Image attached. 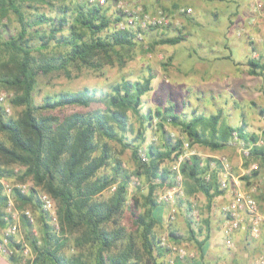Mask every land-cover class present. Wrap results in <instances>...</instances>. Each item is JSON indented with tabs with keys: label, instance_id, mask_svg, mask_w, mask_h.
<instances>
[{
	"label": "trees",
	"instance_id": "1",
	"mask_svg": "<svg viewBox=\"0 0 264 264\" xmlns=\"http://www.w3.org/2000/svg\"><path fill=\"white\" fill-rule=\"evenodd\" d=\"M55 1L0 0V20L10 10L18 22L14 33L6 39L2 38L0 27V46L11 53L0 62V85L12 89L15 92L12 102L23 106L18 116L7 117L0 104V133L5 136L4 140L0 139V225L4 228L11 221L1 179L30 178L32 186L24 192L15 186L11 198L12 209L21 211L28 232L32 221L22 211L30 205L39 212L40 235L27 237L34 254L31 264H158L155 258L168 249L160 243L155 230L159 222L155 208L160 207L155 193L158 187L174 183L177 170L173 165L165 166L164 162L176 163L185 152V142L177 138L160 145L151 142L143 148L146 126L152 124L154 116L159 117L160 129L167 122L178 125L189 140L188 145H204L211 150L227 147L233 130L247 143L256 141L259 134L247 132L244 123L221 125L219 113L209 117L201 113L183 119L174 111L172 103L140 113L142 96L152 88L151 72L137 79L123 77L106 92L84 87L47 95L36 104L32 97L36 74L57 70L70 76L71 67L99 70L104 63L120 56V51L141 42L132 31L118 29L117 22L122 19L119 10L113 8L108 12L107 5L83 0L73 7L58 6L54 15L39 10L40 5L52 6ZM33 2H37L36 12L23 9L24 6L34 9ZM182 38L178 33L160 37L157 43L175 44ZM53 45L62 48L50 51ZM250 63L252 74L263 73V63ZM96 101L103 105L84 111H65L77 106L87 108ZM130 112L140 123L136 130ZM128 133H135L132 141H128ZM261 134L264 135V128ZM110 141L130 147L137 164L133 171L123 165ZM141 151L146 160H142ZM263 153L262 145H253L245 164ZM210 160L211 157L192 153L180 161L178 172L186 196L201 192L210 201L222 192L217 167L210 170L208 180L205 178ZM17 166L20 168L15 169ZM133 174L146 179L147 189L141 199L132 195L128 203V186ZM108 189H112L110 194L104 195ZM39 191L51 196L60 222L77 230L69 247L71 252L65 251L68 239L61 238L63 225L58 235L50 224L49 213L41 210ZM125 212L129 213L134 228L124 224ZM186 221L192 233V219L189 217ZM168 234L170 238L175 237L171 229ZM7 238L9 261L23 264L21 243L14 241L12 235Z\"/></svg>",
	"mask_w": 264,
	"mask_h": 264
},
{
	"label": "rangeland",
	"instance_id": "2",
	"mask_svg": "<svg viewBox=\"0 0 264 264\" xmlns=\"http://www.w3.org/2000/svg\"><path fill=\"white\" fill-rule=\"evenodd\" d=\"M78 1L81 2L82 0H57L53 2L52 6L40 5L41 8L39 10L54 15L58 11V6L60 7V5L65 4L73 7ZM162 1L164 2V0H159L160 3ZM191 2H194V0H191ZM221 3L229 8L226 9L220 6L219 9L213 7L211 1H205V7L201 6V4H195L204 9L202 8L201 12L195 13L194 17H191L189 21L185 20L180 28L177 27L179 25L178 22H180L179 19L183 17V14L191 12L185 8L183 11L180 10V12L172 15L162 9L163 7L160 5L158 9L164 10L170 17L171 22L167 28H164L161 32L158 30L150 32L143 41L134 43L127 51H120V56L113 58L108 63H104L103 67L99 70L88 68L77 70L71 67L70 76H66L63 72L57 70L36 74L32 90L33 101L39 104L47 95H55L62 91H75L84 87L95 88L98 90V93L106 92L110 90L112 83L119 81L123 77L137 79L151 72L154 75L151 83L152 88L142 96L140 113L145 114L149 110L154 111L157 107H164L171 103L174 105V111L186 120L196 114L202 113L209 117L211 114L219 113V123L221 125L244 123L247 132L259 134L262 140L261 145L264 147V135L261 134V130L264 128V72L252 74L250 70L253 65L250 62H241L243 58L250 57L253 51L246 43L247 35L239 29L242 20L235 14L233 16L229 15L231 4L228 0H222ZM254 3L255 0H250L248 3L249 9L255 7ZM32 5L34 9L25 6L23 9L25 8L26 11L34 13L37 11V2H33ZM106 5L108 12H111V9H113L112 3L108 2ZM143 7L145 8L144 5ZM214 8L219 10L216 15L211 14V10ZM228 19L234 21L233 27L236 29L235 31H239V34L234 40L229 39L228 43H230V46L225 47L223 43L226 37L225 27ZM17 25L18 22L15 14L9 10L8 14L0 20L2 38L6 39L9 35L13 34ZM208 30L211 31L209 32ZM178 33L183 37L178 43H157L160 37H170ZM53 46L50 51L62 48L57 45ZM229 51L232 58L240 62L232 65V61L229 59L220 57L213 59V56H216V54H228ZM10 54L8 49L3 45L0 46V62L8 59ZM199 58H202V60L205 58V60L200 61ZM209 68H212L214 71L210 72L211 69L209 70ZM256 70L260 71L259 68ZM14 94L15 92L12 89H7L0 85V95H4V100L0 101V104L7 117H16L23 109L22 105H15L12 102ZM100 105L103 104L100 101H96L91 103L87 108L77 106L66 108L65 111H84ZM130 114V120L134 130H136L139 128L140 123L135 114L131 112ZM158 122L159 117L154 116L151 121L152 124L146 126L143 148L151 142L160 145L163 142L171 143L177 138L182 139L183 142L189 141L178 125L167 122L164 124V128L160 129ZM134 135L135 133H128V141H132ZM0 139H5L2 133H0ZM110 143L114 151L119 153V156L123 160V165L128 170L133 171L137 167V164L131 156L130 147H122L116 141H110ZM227 147L228 152L226 153L224 152V148V150H211L207 146L194 144L192 146L188 145L184 151H193L203 158L225 155L229 161L233 162V165L231 163L232 172L237 176L242 187L245 190L255 188L251 190V193L259 203V207L264 210V153L258 157L251 158L245 164L244 156L233 147L229 145ZM208 154H212V156ZM174 164L175 162L169 160L164 162L165 166L172 167L171 165ZM254 164L256 165L255 169L252 168ZM18 168L20 167H15V169ZM254 170L256 171L255 174H253ZM1 181L3 184L6 183L13 188L17 184H25V191L32 186L30 178H26L24 181H18L16 178H2ZM171 186L162 185L156 189L157 201L158 195L165 192ZM146 189V179L143 176L133 174L128 186V203L131 202L130 196L132 195H136L141 199V195L146 192ZM111 190H106L104 195L110 194ZM228 198L229 196L216 197L212 201L213 206L211 202H207L206 204V201H208L207 197L200 192L189 197L183 192V195H177L172 205L175 209V217L172 220L168 219L171 207L166 203L160 202V207L162 206L163 208H155V213L163 221L161 222L162 224L158 222L155 230L160 238L162 236L168 237L170 229L174 233L179 234V231H183V229L178 228L175 221L180 219L179 221L186 227L185 220L190 217L192 219V235L193 233L199 236L211 235L212 232L214 233L218 230V225H215L216 220L221 215V207L226 203ZM192 203L194 207L189 211L188 206L190 207ZM15 209L19 213L15 214L13 218L11 216V221H9L6 227L3 228L0 225V234L10 224H16L17 230L11 234L12 238L14 241L21 243L23 249L24 247L29 249L30 252L26 253L22 249V263L31 264L34 254L31 252L27 237L30 235L39 237L40 235L39 228L42 223L39 219V212L30 205L25 208L30 210L33 217L32 228L28 232L21 219V211L17 208ZM194 209L196 211L193 214L192 211ZM208 213L209 216L207 217ZM54 218V220H51L50 216V224L54 229L53 231L57 232L58 235L62 233L61 238L65 237L68 239L65 251L69 253L72 251L69 249L70 244L78 232L76 229H71L67 223H61L55 209ZM61 224L64 227L62 231ZM124 224L129 228H134L128 212H125ZM7 245L9 249L8 242ZM176 258L178 257L170 254L167 261L168 264H171L172 261V264H175Z\"/></svg>",
	"mask_w": 264,
	"mask_h": 264
},
{
	"label": "built area",
	"instance_id": "3",
	"mask_svg": "<svg viewBox=\"0 0 264 264\" xmlns=\"http://www.w3.org/2000/svg\"><path fill=\"white\" fill-rule=\"evenodd\" d=\"M91 3L98 5H106L111 2L113 8L119 10L122 13V19L117 22V27L120 30L132 31L135 35V39L143 41V39L152 31H162L170 25L169 15L162 9L155 11L147 10L143 7V0H89ZM181 9V11H183ZM4 100V95H0V101ZM229 146L236 149L242 156L246 157L250 153V149L253 145H261L262 140L259 137L256 141L245 142L238 136V132L233 130L231 137L228 141ZM188 143H184V148H187ZM194 153L193 151H185L178 157V160L173 165V168L177 170L175 181L171 187L165 192L158 195V201L168 204L171 208L168 213V219L172 220L175 217V209L172 207L177 195H183V179L178 172V165L180 161ZM142 160H146V156L143 151L140 152ZM210 169L205 173V178L208 180L210 177V170L218 168V186L222 190L229 191V198L225 204L221 207V212L224 216L222 231L225 236V244L232 245L230 235L238 229L243 223L247 224L250 235L254 238L258 237L261 232L262 226H264V210H261L256 198L251 193V190H245L237 176L232 172V165L229 159L225 155L211 157L209 162ZM255 169L256 165H252ZM17 187L21 192L25 191V184H17ZM4 191L8 197L7 210L11 213L12 218L19 212L16 209H12L13 200L11 193L13 187L8 184H4ZM37 199L42 211L49 213L51 220H54V201L47 192L39 191L37 193ZM194 204H191V208ZM195 209L192 211L195 213ZM30 221H33L32 214L29 209L22 211ZM7 219V217H6ZM17 230L16 224H10L0 234V249H4L8 242L7 235L15 233ZM160 243L164 245L168 252L175 257L185 258L194 257V253L189 251L186 247L181 245H174L170 243L167 237L162 236ZM23 252H30L27 247H24ZM172 260V259H171ZM170 260V261H171ZM256 264H264V247L256 258ZM173 263V261H172ZM171 263V264H172Z\"/></svg>",
	"mask_w": 264,
	"mask_h": 264
},
{
	"label": "crops",
	"instance_id": "4",
	"mask_svg": "<svg viewBox=\"0 0 264 264\" xmlns=\"http://www.w3.org/2000/svg\"><path fill=\"white\" fill-rule=\"evenodd\" d=\"M205 1H211L213 7L219 9L220 6L225 7L226 9L229 8L222 5L221 3L222 0H194V2H191V0H164V2L162 1L161 3L159 2V0H143L142 4L145 6V8H148L147 10L150 11H154L158 9V7H160L161 5V7H163L162 9L166 10L168 13H171L172 15L180 12L181 9L186 8V10H188L191 13H187L188 15L183 14V17L179 19L180 22H178L179 25H177V27L180 28L185 20L189 21L191 17H194L195 13L197 14V12H201L204 9L203 7L197 6L195 4H201V6L205 7ZM228 1L231 4L230 6L231 11L229 12V15L233 16L235 14L239 16V18L242 20L241 27L239 29L241 30V32H244V34L247 35L246 43L248 44V46H250V49L253 51L250 57L248 56L246 58H243V61L241 62L248 63L250 61H253L264 64V0H255L254 3L255 7L253 9H249L248 3L250 2V0H228ZM218 11L219 10H216L214 8L213 10H211V14L216 15ZM233 22H234L233 20L228 19L226 23V27H225L226 37L223 43L225 47L230 46V43H228L229 39L234 40L236 37H238L237 35L239 34V31H235L236 29H234L233 27ZM208 31L210 32L211 30ZM219 57L223 59L231 60L232 65L234 63L240 62L232 58L230 51L228 54L227 53L216 54V56H213V59ZM205 58H203V60H205ZM199 60L203 61L202 58H199ZM206 60L209 61V59L207 58ZM209 70L210 72L214 71L212 68H209ZM224 149H225L224 152L227 153L228 147H225ZM208 155L212 156V154H208ZM231 163L233 165V162ZM253 189L251 188V190ZM224 196L226 197L229 196L228 190H224L223 193L221 192L220 194L214 196L213 198H211L210 201H206V204L207 202L208 203L211 202L212 205L214 206L212 201L216 197H224ZM260 209L263 210L261 207ZM220 213L221 215L218 216V220H216V224H215L218 225V230L214 233L212 232L211 235L206 234L207 236L206 235L199 236L196 235L195 233H193L192 235V233L190 232V227L187 225V221H186L188 218L186 220L184 219L186 227L179 221L180 219H177V221H175L177 227L183 229V231H179V234L175 233V237L173 238H170L168 236L167 237L168 241L174 245L184 246L189 251L195 253L194 255L195 257H185L181 259L176 258L175 264H256L255 262L256 258L264 247V226H262L261 228L260 235L254 238L250 235L247 224L243 223L238 229L233 231V233L230 235L232 245L228 246L225 244V236L224 234H222V225H223L224 216L222 212ZM206 216L208 217L209 213ZM162 221H163L162 218L159 216V222L161 223ZM169 255H170L169 252H164V254L161 257L155 258L156 263L168 264L167 261ZM0 264H11V262L8 259L7 244L4 247V249H0Z\"/></svg>",
	"mask_w": 264,
	"mask_h": 264
}]
</instances>
